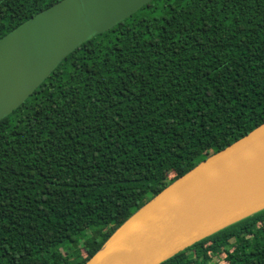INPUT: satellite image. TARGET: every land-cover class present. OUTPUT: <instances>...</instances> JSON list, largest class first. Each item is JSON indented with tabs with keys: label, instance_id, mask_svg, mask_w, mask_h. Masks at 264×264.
<instances>
[{
	"label": "trees",
	"instance_id": "16d2710c",
	"mask_svg": "<svg viewBox=\"0 0 264 264\" xmlns=\"http://www.w3.org/2000/svg\"><path fill=\"white\" fill-rule=\"evenodd\" d=\"M60 0H0V38ZM264 122V0H151L0 120V264H84ZM161 264H264V210Z\"/></svg>",
	"mask_w": 264,
	"mask_h": 264
},
{
	"label": "water",
	"instance_id": "95a60500",
	"mask_svg": "<svg viewBox=\"0 0 264 264\" xmlns=\"http://www.w3.org/2000/svg\"><path fill=\"white\" fill-rule=\"evenodd\" d=\"M151 0H60L0 38V120L62 60ZM264 210V122L175 179L84 264H161Z\"/></svg>",
	"mask_w": 264,
	"mask_h": 264
}]
</instances>
